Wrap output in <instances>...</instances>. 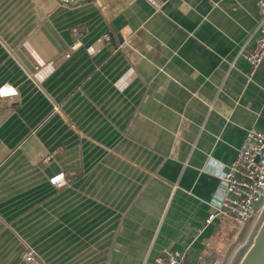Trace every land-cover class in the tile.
Returning a JSON list of instances; mask_svg holds the SVG:
<instances>
[{"label":"crops","instance_id":"crops-1","mask_svg":"<svg viewBox=\"0 0 264 264\" xmlns=\"http://www.w3.org/2000/svg\"><path fill=\"white\" fill-rule=\"evenodd\" d=\"M258 21L256 0H0V264H228L247 226L204 222L264 133Z\"/></svg>","mask_w":264,"mask_h":264},{"label":"built area","instance_id":"built-area-1","mask_svg":"<svg viewBox=\"0 0 264 264\" xmlns=\"http://www.w3.org/2000/svg\"><path fill=\"white\" fill-rule=\"evenodd\" d=\"M57 4L72 7L87 3L91 0H55ZM259 11V21L255 28L257 34L252 47L240 51L250 67L252 76L264 59V0H256ZM74 34H79L74 30ZM76 44L72 47L75 48ZM4 89L11 92L3 94ZM13 90L8 87L0 88V99L11 96ZM51 182L56 186L63 184L62 180L53 178ZM225 194L221 206L209 214L204 225H209L216 217L231 220L238 227L243 228L258 222L264 212V133L254 127L249 128L245 138L238 148L233 162L222 176ZM26 262L34 261L32 252L24 254ZM154 264H186V255L180 251L163 249ZM210 264H219L217 258Z\"/></svg>","mask_w":264,"mask_h":264},{"label":"water","instance_id":"water-1","mask_svg":"<svg viewBox=\"0 0 264 264\" xmlns=\"http://www.w3.org/2000/svg\"><path fill=\"white\" fill-rule=\"evenodd\" d=\"M239 264H264V220Z\"/></svg>","mask_w":264,"mask_h":264},{"label":"rangeland","instance_id":"rangeland-1","mask_svg":"<svg viewBox=\"0 0 264 264\" xmlns=\"http://www.w3.org/2000/svg\"><path fill=\"white\" fill-rule=\"evenodd\" d=\"M264 220V212L262 214V217L258 220L256 225L251 224L247 226L245 229L246 236L244 240L236 245V248L232 250L231 256L229 258L228 264H233L236 258L239 256L240 253H246V251L251 247L253 239L261 226L262 222ZM238 246V247H237Z\"/></svg>","mask_w":264,"mask_h":264},{"label":"trees","instance_id":"trees-1","mask_svg":"<svg viewBox=\"0 0 264 264\" xmlns=\"http://www.w3.org/2000/svg\"><path fill=\"white\" fill-rule=\"evenodd\" d=\"M245 253H240L239 256L236 258V260L234 261L233 264H239L240 260L242 259V257L244 256Z\"/></svg>","mask_w":264,"mask_h":264},{"label":"bare ground","instance_id":"bare-ground-1","mask_svg":"<svg viewBox=\"0 0 264 264\" xmlns=\"http://www.w3.org/2000/svg\"><path fill=\"white\" fill-rule=\"evenodd\" d=\"M5 92H6V90L4 89V90H3V94H5Z\"/></svg>","mask_w":264,"mask_h":264}]
</instances>
